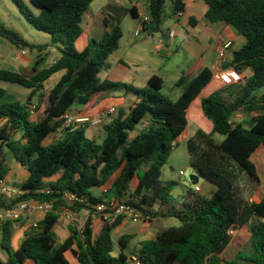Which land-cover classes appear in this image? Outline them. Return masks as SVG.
I'll return each instance as SVG.
<instances>
[{
  "label": "trees",
  "instance_id": "obj_1",
  "mask_svg": "<svg viewBox=\"0 0 264 264\" xmlns=\"http://www.w3.org/2000/svg\"><path fill=\"white\" fill-rule=\"evenodd\" d=\"M12 1L30 26L51 36V44L32 45L2 25L0 37L21 50L37 48L41 53L52 47L59 55L43 69L39 68L44 61L40 57L26 73L0 68L1 82L30 91L25 103L0 105V180L8 173L5 148L30 174L17 200L8 202L0 195V208L39 201L52 203L53 210L24 236L17 250L12 243L14 225L20 220L1 226V248L8 258L0 259V264H71L66 256L69 251L79 264H130L125 251L134 236L118 242L113 237L127 216L108 223L97 213V205L111 200L140 213L145 223L159 219L180 222L178 227L158 229L155 239L140 243L138 253L131 255H137L143 264H264V196L248 202L239 186L243 176L253 185L260 184L252 158L264 151V93L257 95L264 88V0H202L209 7L205 15L208 23L232 27L245 40L239 50L231 52V59L223 62V69L239 75L251 70L252 74L202 100L203 113L213 130H198L189 140L190 162L199 177L216 184L217 190L206 197L189 189L179 199L172 194L174 182L162 184L163 168L187 129L188 109L212 81V71L205 68L191 81L182 76L177 87H182L183 93L177 101L161 93L164 80L158 76L148 80L146 89L101 81L99 74L123 38L119 19L105 18L110 30L79 52L75 44L84 34L95 0H30L37 13L24 0ZM145 2L151 18L148 32H161L167 0ZM181 12H185L184 0H173L172 15ZM129 13L138 19L135 7ZM191 24H195L193 20ZM60 72L64 74L49 91L44 117L33 122V99L38 96L42 101L46 83ZM111 91L132 94L137 102L104 125L101 143L87 136L85 126L72 134L63 129L64 116L74 105L88 109ZM5 95L0 89V102ZM238 114L244 118L235 122ZM61 130L64 139L49 143L48 137ZM216 134L223 137L222 142L214 138ZM111 182L107 191L95 194V189ZM63 209L86 212L88 218L82 233L72 226L71 235L58 243L54 227ZM252 220L257 222L250 226L249 247L239 249L243 243L233 232ZM230 246L239 249L232 260L224 258Z\"/></svg>",
  "mask_w": 264,
  "mask_h": 264
},
{
  "label": "crops",
  "instance_id": "obj_2",
  "mask_svg": "<svg viewBox=\"0 0 264 264\" xmlns=\"http://www.w3.org/2000/svg\"><path fill=\"white\" fill-rule=\"evenodd\" d=\"M139 1L140 0H109V2L105 5L104 10L101 12V14L97 19H89L87 16V20L84 28V34L77 42H82V40H85L82 38L86 36L87 40L84 46L86 48L89 45V42H91L93 38L100 40L104 36L105 32L110 30V28H107L105 26L104 19L105 18L109 19V17L119 19L116 14L126 7V3L130 4L129 10L135 7L139 14L141 11L140 8L141 4ZM184 4H185V12H183V15L181 17H178L177 15H172L171 17L173 24L169 28L164 29L162 27V31L158 33H152L149 31L148 33L145 34L146 35L145 38L146 39L148 38V40L152 39L154 41L155 43L154 49L157 51V54L162 56L163 55L168 56L164 54L166 53V51L182 50L183 52L182 58L186 62H184L182 65L176 66V69H172L171 72L167 71L166 68L155 69L154 67H150L149 69H145L142 71L143 79L146 85L148 83V80L153 76H158L162 78L164 80V86L165 84L174 85V87L171 88L172 89L171 95L173 101H177L183 93V88L177 87V83L179 82L182 76L186 77L187 81H191L205 68H208L212 72H214L213 69L216 67L221 72L219 76L213 75V79L210 82V84H208V86H206L203 89L201 94L192 102L187 112L188 126L185 132L183 133V135L180 137L179 142L183 140L189 142V140L193 138L196 132L198 130H204V127L210 131L213 130L212 122L205 117L202 110V100L204 98H207L210 95H212L218 88L221 87L224 88L225 86H229L232 84H240L244 82L247 78H249L252 74V71L248 70L242 75H239L233 71H225L222 66L223 62L231 59L232 51L239 50L245 44L244 38L238 35L237 32L232 27L226 26L224 24L208 23L205 20V15L209 7L202 0H184ZM191 20H193L195 24H191ZM30 30L31 29H28L27 27V31L29 33H31ZM171 31H174L176 34L175 38L173 39L169 37ZM126 36H127V31L123 30V38L120 41L119 48L110 57V58H116L117 60L116 65L117 67L120 68L119 73L116 74V76L114 77L110 72H108V69L112 65L111 63H108V66L106 67L104 79H100V80L101 81L109 80L112 82L121 81L122 83L131 84L135 87L142 89L143 86H141V84H139L138 82H134V84L127 82V79L130 77L132 73V68H138L142 65L145 66L147 65L145 64V61L141 62L145 56H142L138 52L140 51V48H142V46H145L149 43L148 41H145L144 43H140V44L134 43L132 44L131 47H129L128 51L124 54V56H118V52H120L122 48L123 40L126 38ZM227 41H231L233 46L224 53L225 57L223 59L222 56L223 45ZM54 50L56 49L50 47L44 52L41 53L39 52L35 61H37L41 57L44 59L43 62H46L45 59H48L51 56L50 54L54 52ZM142 51L143 48L141 52ZM23 55H26V53ZM17 56L18 57L16 58H10V60L13 61L17 67L16 70L14 71L25 72V73L30 71L29 68L31 67V63H30L31 60L23 59V57H19V55ZM57 58L58 56L52 57V59H48V61L46 62L47 66L45 67H49L50 65H52L57 60ZM174 70L175 72L173 73ZM50 89L51 88L45 87V91H44L45 96L48 97ZM136 102H137V98L132 97L131 95L124 94L121 97H116L113 95L105 94L101 98H99L94 103V105H92L88 109H83L80 105L76 104L72 107L70 111H72L76 116L79 117H89L93 120L102 121V123L98 126H93L91 124L85 126V127L93 128V130H91V132L89 133V136L91 137L90 139H94L96 141L97 139H99V141L97 142L101 143L105 138V132L102 133V131H100V128H102V130L104 131L103 129L104 125L110 123L112 120L118 117L121 111L130 110L135 105ZM30 107L33 110L31 120L34 122L36 121L34 120V115H36L37 111L45 115V110L47 108V105L43 104L42 106L37 108V106H35L32 102V105ZM110 110H114V112L109 113ZM237 117L244 118V115L238 114ZM64 134L65 133L63 132V130H61L51 135L61 136ZM49 137H48V142H49ZM51 143H55V142H51ZM3 152H4V156L6 157V164L8 167V173L4 180L6 181V184L8 186L16 190H19L21 192L20 187L25 181L28 180L30 174L27 168L24 167L8 149L5 148ZM172 171L173 172L175 171L173 167H172ZM136 185H137V180H135L133 188H135ZM111 186H112V182L109 183L106 187H102L101 189H95L94 192L96 195L100 196L103 191H107V189H109ZM198 187L200 186L198 185ZM202 191L203 189L201 188V192L199 193H202ZM3 200L8 202L12 201L4 197ZM79 215L88 218V214L86 212H81L79 213ZM44 218H45L44 214L35 212L15 223L13 243H12L14 249L17 250L19 248L20 243L23 240L24 236L28 232L32 231L35 225L41 222ZM63 220L64 219L60 218L54 227V231L57 234V238L59 237L58 236L59 230H61L63 235L68 234V237L71 235V231H70L71 225H69V223ZM160 220H170V219H159L156 221H160ZM172 225L175 224L172 223ZM1 226L2 225H0V230H1ZM158 229H167V228L157 227L154 223L153 224H149L145 222L142 223L141 220L136 221L131 218L130 219L126 218L124 222L114 231L116 232L115 236L117 238H115L114 232H113V237L114 240L118 242L120 239H122L125 236H134V239L130 243L134 245L133 249L130 250L129 253V255L131 256L132 253H138L140 249V243L145 241V237H144L142 240H138L137 242H135V240H137L138 235L140 233H143V235L147 237L146 240L155 239ZM70 253L71 252L69 251L66 254V256L71 262V264H79L77 259L74 258L71 260V258L68 257ZM7 258H8L7 254L4 255L2 252H0V259L5 261Z\"/></svg>",
  "mask_w": 264,
  "mask_h": 264
},
{
  "label": "rangeland",
  "instance_id": "obj_3",
  "mask_svg": "<svg viewBox=\"0 0 264 264\" xmlns=\"http://www.w3.org/2000/svg\"><path fill=\"white\" fill-rule=\"evenodd\" d=\"M26 6L32 10L34 13H37L38 10L31 4L30 0H24ZM109 2V0H95L93 2V4L90 7V12L88 15L89 19H97L99 17V15L101 14V12L104 10L105 5ZM141 6L140 8L146 9L147 5L145 0H140L139 1ZM129 8H130V4L126 3V7L123 8V10L119 11L116 15L119 18V22H120V26L123 30L127 31V36L126 38L123 40V44H122V48L120 50V52H118V56H124V54L128 51L129 47L132 46V44L137 43H144L145 41H148L149 44L142 46L143 51L141 52L142 48H140V51L138 53H140L142 56H145L144 59H142L141 62L145 61V65H142L138 68H132V73L130 75V77L127 79V82L133 83L134 82H138L139 84H141V86H143L142 89H146L147 85L143 79V74L142 71L145 69H149L150 67H154L155 69H163L166 68L167 71L171 72L172 69H176V66L178 65H182L184 62H186L182 56H183V52L182 50L179 51H166V55L168 56H162L157 54V51L154 49L155 43L154 41L148 40V38L146 39V35H142L141 37H136L135 36V30L137 27V23L136 20L133 19L129 13ZM172 8H173V0H167V5L165 8V22L163 25L164 29L169 28L173 23H172ZM111 11V10H110ZM0 25L4 26L5 28L14 30L16 32H18L28 43L33 44V45H50L51 44V36L48 34H45L43 32H40L38 30H36L35 28H33L32 26L29 25V23L27 22L25 16L23 15V13L21 12L20 8L12 1V0H0ZM27 27L28 29H31V33H29L27 31ZM82 42H76L75 44V48L79 51L82 52L84 51L86 48L84 47L86 44V36L83 37ZM84 41V42H83ZM84 43V44H83ZM90 44V42H89ZM25 51V52H23ZM54 50V52H52L50 55V57L48 59H52V57H57L59 55L58 51ZM26 55H23L25 54ZM39 54V50L37 48L31 49V48H26L24 50L21 49H17L15 48V46H13L10 42H8L7 40L3 39L2 37H0V68L2 69H6V70H16V65L13 61L10 60V58H16L18 57L17 55H19V57H23V59H27V60H31V67L29 68V70H32V68L36 65V57ZM140 55V56H141ZM15 56V57H14ZM48 59H45V61L47 62ZM46 62H43L41 64V66L39 68L43 69L45 66H47ZM117 60L116 58H110L108 60V63H111V67L108 69V72H110L114 77L116 76V74L119 73V67H117ZM105 72H106V68H104L101 73L99 74V78L100 79H104L105 76ZM175 72V70L173 71V73ZM234 72V71H233ZM64 72H60L56 75H54L47 83H46V88H52L54 85L57 84V82L61 79V77L63 76ZM227 74V73H226ZM137 80V81H134ZM121 81H115V83H120ZM144 82V83H143ZM137 83V84H138ZM174 85L171 84H165L163 90H162V94L165 95L167 98H169V100H172V89ZM227 87V86H225ZM0 89H3L7 92L6 96L4 97V99L0 102V105L3 103H12V102H21V103H25L29 97L30 91L15 85V84H10V83H6V82H1L0 81ZM223 88H218L215 92H219L221 91ZM264 93V88L260 91L257 92V95H262ZM107 95H113L116 97H121L124 95L123 92L121 91H111L106 93ZM227 95V93L225 94ZM132 97H135L131 94ZM33 104L35 106L39 105L42 106L43 104L48 105V97L45 96L43 98L42 101L39 100L38 96L34 98V100L32 101ZM38 114V115H37ZM193 114V112H192ZM44 117L43 113H39V111H37L36 115H34V122H38L40 121L42 118ZM240 119H242V117H235V122H239ZM87 135L89 138H91L89 136V133L91 132V130H93L92 127H85ZM100 131H102V133H104V131L102 130V128H100ZM204 132L207 133H211L212 131L208 130L207 128L204 127ZM64 135H58V136H53L51 135L49 137V142H57L59 140H63L64 139ZM214 138L218 141V142H222L223 141V137L220 135H215ZM97 141H99V139H97ZM262 152V153H261ZM253 161L257 166L258 169V173L260 176V184L259 185H253L252 182L249 181V179L246 176H243L240 180L239 186L241 188V190L243 191V198L250 202L253 200H260L263 198L264 196V151H259L257 154H255L253 156ZM172 167L175 169V171H172ZM146 170V167L143 166L141 168V171L144 172ZM181 172H185L186 173V177H183L180 175ZM192 175H197V173L195 172L194 168L191 165L190 162V153H189V148H188V141L183 140L179 142L178 147L173 151L172 155L170 156L167 165L163 168V174H162V178H161V182L163 185H166L169 182H174L176 185L174 187V190L172 192L173 196L175 198H181L184 194L187 193V191L189 189H195V185H193L190 182V177ZM135 182V181H134ZM133 182V185H134ZM202 189V195L206 196V197H211L212 194L217 190V185L210 182L209 180L203 178V177H199V184H198ZM134 187V186H133ZM128 219H130L127 216ZM87 220V217L85 218ZM67 223H69V225H71V227L74 225L67 221V220H63ZM139 221V220H138ZM142 223H144L143 220H141ZM257 222V220H252L250 222L249 226H245L242 229H238L235 230L233 232V235L238 238L241 239L242 241V245L240 246L239 249H245L246 247H249V240L251 237V233H250V226L254 225ZM175 224V225H172ZM154 224L157 227L160 228H170L171 226L173 227H178L180 225V222L176 219H170V220H160V221H156L154 222ZM71 231V230H70ZM58 242L61 243L63 242L67 237L68 234L63 235V233L61 232V230L58 231ZM114 232V236H115ZM145 237V240L147 239L146 236L143 235V233H140L137 237V240H135V242H137L138 240H142ZM115 238H117L115 236ZM1 241H2V230H0V252H2L4 255L7 254L6 251L1 249ZM116 241V240H115ZM13 246V245H12ZM134 247L133 244H130L129 248L126 249V254L130 253V250H132ZM14 248V246H13ZM237 248H235L234 246H230L226 252L224 253V258L228 259V260H232L235 258V256L238 253ZM118 251L115 250L114 255H117ZM72 259H74V256L70 253L69 256Z\"/></svg>",
  "mask_w": 264,
  "mask_h": 264
},
{
  "label": "built area",
  "instance_id": "obj_4",
  "mask_svg": "<svg viewBox=\"0 0 264 264\" xmlns=\"http://www.w3.org/2000/svg\"><path fill=\"white\" fill-rule=\"evenodd\" d=\"M183 12L179 13L177 16L181 17ZM150 15L148 14L146 9H141L138 19H137V27L135 30V36L141 37L142 35L148 33L147 24L150 23ZM175 32L171 31L169 34L170 38H175ZM233 46L231 41L225 42L223 45L222 56L224 59V53L228 51ZM223 64V63H222ZM213 75L219 76L220 71L215 67ZM114 110H110L109 113H113ZM102 123L101 120H93L89 117H79L76 116L72 111H68L64 116V125L63 129L66 130L67 133L72 134L77 130L81 129L86 125L98 126ZM181 176L186 177L185 172L180 173ZM195 191L201 192V188L195 185ZM21 192L14 188H11L6 184L5 180H0V195L9 200L15 201L19 198ZM53 210L52 203H42L39 201H20L17 202L11 208H1L0 209V225L8 221H18L23 219L24 217L39 212L44 214L45 216ZM97 213L103 216L104 220L108 223H114L120 216H128L133 220H143V216L140 213L135 212L131 207L120 204L116 201L103 202L97 205ZM60 218L71 222L74 227L77 228L79 232H83L86 224V219L83 216H80L78 213H74L72 211L63 209L60 211ZM38 224L35 225L37 227ZM130 264H143V262L138 258L137 255H131L129 258Z\"/></svg>",
  "mask_w": 264,
  "mask_h": 264
},
{
  "label": "water",
  "instance_id": "obj_5",
  "mask_svg": "<svg viewBox=\"0 0 264 264\" xmlns=\"http://www.w3.org/2000/svg\"><path fill=\"white\" fill-rule=\"evenodd\" d=\"M190 182L193 184V185H197L198 182H199V175H192L190 177Z\"/></svg>",
  "mask_w": 264,
  "mask_h": 264
}]
</instances>
